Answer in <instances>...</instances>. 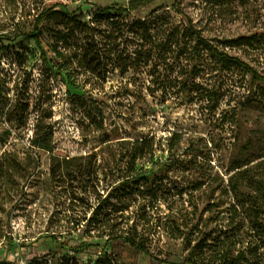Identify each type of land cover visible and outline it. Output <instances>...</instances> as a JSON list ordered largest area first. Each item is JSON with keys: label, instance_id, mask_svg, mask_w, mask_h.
Returning <instances> with one entry per match:
<instances>
[{"label": "rangeland", "instance_id": "rangeland-1", "mask_svg": "<svg viewBox=\"0 0 264 264\" xmlns=\"http://www.w3.org/2000/svg\"><path fill=\"white\" fill-rule=\"evenodd\" d=\"M138 1L0 0V156L27 171L0 178V264H182L176 228H264V82L194 37L264 75V0Z\"/></svg>", "mask_w": 264, "mask_h": 264}, {"label": "trees", "instance_id": "trees-1", "mask_svg": "<svg viewBox=\"0 0 264 264\" xmlns=\"http://www.w3.org/2000/svg\"><path fill=\"white\" fill-rule=\"evenodd\" d=\"M147 0H140L138 2H130V7L133 8L134 3L139 4ZM112 8L105 7L99 8L101 13H109ZM120 12H125L124 8H119ZM38 16L36 20V25L41 23V19ZM41 17H48V14ZM186 25L182 29L183 32H187L191 29L192 22L188 17H185ZM8 27L18 25L19 23H13L15 18L8 19ZM12 23V24H10ZM196 45L201 46L203 50H208L212 52L217 58L223 60L224 62L239 67H243L247 70L253 82L259 81L264 82V75L259 74L255 69L251 68L249 65L240 61L236 57L228 56L226 53L218 50L216 46H212L204 39L200 34L195 36ZM220 44H235L243 45L252 48L254 45L258 44L259 41L255 40L253 36H238L232 40H222ZM6 166V167H5ZM5 167V168H4ZM237 168V167H236ZM20 174L19 178L25 176L27 172L20 163L17 161L16 155L2 154L0 156V178L5 177L10 178L12 173ZM131 183V178L129 175L124 176L123 184L127 187ZM4 182L0 180V191L3 190ZM5 187V186H4ZM19 184L17 182H12L8 187L6 186V194L11 195L17 192ZM126 208L116 210V212L125 211ZM96 215V210L94 212ZM179 233V238L182 239V246L186 251V256L182 264H263L264 263V228L259 225L249 223L245 231L234 233L225 236H218L212 244H208L205 239H199L195 242L191 241L187 235L181 236L180 229H174ZM143 237H139L136 233V229L133 228V232L128 230L127 234L121 237L123 243L129 245L130 248L137 252L149 255V250L144 243ZM250 256V257H249Z\"/></svg>", "mask_w": 264, "mask_h": 264}, {"label": "built area", "instance_id": "built-area-1", "mask_svg": "<svg viewBox=\"0 0 264 264\" xmlns=\"http://www.w3.org/2000/svg\"><path fill=\"white\" fill-rule=\"evenodd\" d=\"M17 264H26V262L21 261V262H18Z\"/></svg>", "mask_w": 264, "mask_h": 264}]
</instances>
